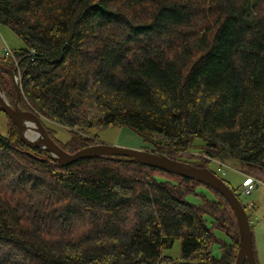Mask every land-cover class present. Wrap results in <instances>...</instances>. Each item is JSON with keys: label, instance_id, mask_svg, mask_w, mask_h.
Returning <instances> with one entry per match:
<instances>
[{"label": "trees", "instance_id": "trees-1", "mask_svg": "<svg viewBox=\"0 0 264 264\" xmlns=\"http://www.w3.org/2000/svg\"><path fill=\"white\" fill-rule=\"evenodd\" d=\"M0 23L24 43L0 56V90L15 106V71L21 109L65 151L126 127L264 179V0H0ZM17 127L0 132V264H235L220 191L120 155L62 165ZM176 240L181 256L163 254Z\"/></svg>", "mask_w": 264, "mask_h": 264}, {"label": "water", "instance_id": "water-1", "mask_svg": "<svg viewBox=\"0 0 264 264\" xmlns=\"http://www.w3.org/2000/svg\"><path fill=\"white\" fill-rule=\"evenodd\" d=\"M12 77L14 78L17 86V101L15 106L8 103L5 96L0 90V107L6 113V115L18 126L21 140L29 147H41L50 150L58 161L62 165H69L82 158H91L98 156H125L129 160H138L145 165L153 166L163 169L167 172L178 174L198 182L208 184V186L220 191L223 196L227 198L235 212L238 221L240 231V249L235 261V264H258L254 249V237L253 230L249 221V216L246 212L244 205L239 199L237 194L233 191L231 186L214 171H211L208 167H199L193 164L184 163L178 160H174L166 155L159 154L152 150L138 149L108 143H99L92 145L91 147L83 148L75 153H69L65 151L59 144H57L47 132L40 117L32 111L22 110L20 107L21 90L16 77L15 71H12ZM1 89V87H0ZM29 117L37 126V132L40 135L39 139L30 140L23 132L20 124L22 117Z\"/></svg>", "mask_w": 264, "mask_h": 264}, {"label": "rangeland", "instance_id": "rangeland-1", "mask_svg": "<svg viewBox=\"0 0 264 264\" xmlns=\"http://www.w3.org/2000/svg\"><path fill=\"white\" fill-rule=\"evenodd\" d=\"M23 46V40L12 29L0 23V56L4 55L6 48L14 50L23 48ZM2 94L4 95L3 91ZM55 129L58 139L62 141L70 139L71 131L68 128H65V126H56ZM0 132L3 135H6L8 132V117L6 113L1 110ZM98 134L99 138H96V144L104 142L120 146L152 150V145L142 141V138L137 136V133L130 128L115 126L100 130ZM32 136H36L37 139L40 138L38 133L36 135L32 134ZM209 167L213 171H216L222 179L229 181L231 185L237 189V193L240 194L239 199L246 207V212L249 216V221L253 230L254 246L257 256L256 259L258 260V264H264V179L256 177L260 180V185L253 190L251 194H245L243 192V186L247 181V175L239 170L241 169L239 162L232 161L228 165H219L211 162ZM219 167L221 169L220 171L218 169ZM193 200L197 202V200ZM181 251V241L176 240L172 247L163 250V254L172 257H180ZM213 252L215 255H220V250L217 246L214 247Z\"/></svg>", "mask_w": 264, "mask_h": 264}, {"label": "bare ground", "instance_id": "bare-ground-1", "mask_svg": "<svg viewBox=\"0 0 264 264\" xmlns=\"http://www.w3.org/2000/svg\"><path fill=\"white\" fill-rule=\"evenodd\" d=\"M20 124H21V129L23 134L29 138L30 140H34L36 141L37 137L36 136H32V134H37V126L36 124L33 122V120L29 117H22L20 119Z\"/></svg>", "mask_w": 264, "mask_h": 264}, {"label": "built area", "instance_id": "built-area-1", "mask_svg": "<svg viewBox=\"0 0 264 264\" xmlns=\"http://www.w3.org/2000/svg\"><path fill=\"white\" fill-rule=\"evenodd\" d=\"M11 51L9 49L5 50V55H11ZM260 180L253 176H248L247 181L244 184L243 192L245 194H251L253 190H255L260 185Z\"/></svg>", "mask_w": 264, "mask_h": 264}]
</instances>
